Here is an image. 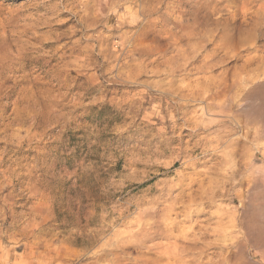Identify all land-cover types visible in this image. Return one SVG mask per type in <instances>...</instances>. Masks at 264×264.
I'll use <instances>...</instances> for the list:
<instances>
[{
	"label": "rangeland",
	"instance_id": "374dc122",
	"mask_svg": "<svg viewBox=\"0 0 264 264\" xmlns=\"http://www.w3.org/2000/svg\"><path fill=\"white\" fill-rule=\"evenodd\" d=\"M262 100L264 0H0V264H264Z\"/></svg>",
	"mask_w": 264,
	"mask_h": 264
},
{
	"label": "bare ground",
	"instance_id": "6f19581e",
	"mask_svg": "<svg viewBox=\"0 0 264 264\" xmlns=\"http://www.w3.org/2000/svg\"><path fill=\"white\" fill-rule=\"evenodd\" d=\"M203 68H204V67H195L194 69L197 70V71H202V70H204ZM250 91H251V90H250ZM254 93H255V92H254ZM259 93H260V92H259ZM199 96H200V95H199ZM252 96H253V95H252ZM252 96H251L250 93H248V94L245 95L244 100L247 101V100H249L250 98H252ZM260 96L263 97V95H260ZM260 96H259V97H260ZM190 97H191V96H190ZM254 97H255V95H254ZM255 98H256V97H255ZM253 99H254V98H253ZM251 101H253V100H251ZM255 101H256V100H255ZM259 101H260V100H259ZM262 101H263V100H262ZM262 101H261V102H262ZM263 102H264V101H263ZM254 103H256V102H254ZM258 103H259V102H258ZM258 103H256V104H258ZM256 104H255V105H256ZM259 104H260V103H259ZM261 104H262V103H261ZM252 105H253V103H252ZM256 106H257V105H256ZM251 107H254L253 109H255V110H253V111H254V114L258 115V114L260 113V112L258 113V111H259V110H257L258 107H255V106H251ZM261 107H262V109H263L264 106H261ZM185 108H186V106H185ZM185 108H184V109H185ZM180 109H181V108H180ZM180 109H179V110H180ZM251 109H252V108H251ZM258 109H259V108H258ZM262 109H260V110H262ZM179 110H178V113H179ZM247 110H250V109H247ZM262 111H263V110H262ZM247 112H248V111H247ZM255 112H256V113H255ZM262 113H263V112H262ZM248 114H249V113H248ZM250 114L252 115L251 112H250ZM262 115H263V114H262ZM257 117H258V116H257ZM257 117H256V118H257ZM259 117H260V116H259ZM259 117H258V118H259ZM262 117H263V116H262ZM256 118H253V119L257 120ZM260 118H261V117H260ZM260 118H259V119H260ZM262 120H263V119H262ZM173 162H174V161H173ZM236 171H237V170H236ZM239 172H240V171H239ZM202 182H203V181H202ZM188 183H189V182H188ZM191 183H192V182H191ZM197 184H198V183H197ZM186 185H187V184H186ZM189 185H190V183H189ZM189 185H188V186H189ZM195 185H196V184H195ZM178 186H179V185H178ZM182 186H183V185H182ZM191 186H192V185H191ZM189 187H190V186H189ZM250 187H251V186H250ZM198 198H199V197H198ZM177 201H178V200H177ZM254 205H255V204H254ZM184 206H185V205H184ZM173 210H174V209H173ZM185 210H186V209H185ZM263 210H264V209H263ZM194 212H195V211H194ZM252 222H253V221H252ZM249 223H250V222H249ZM251 229H252V228H251ZM248 231H249V230H248ZM253 237H254V236H253ZM256 245H257V244H256ZM259 248H260V247H259ZM241 250H242V253H243V252H244L243 249H241ZM247 252H248V251H247Z\"/></svg>",
	"mask_w": 264,
	"mask_h": 264
}]
</instances>
